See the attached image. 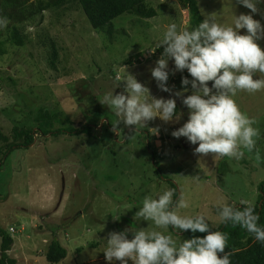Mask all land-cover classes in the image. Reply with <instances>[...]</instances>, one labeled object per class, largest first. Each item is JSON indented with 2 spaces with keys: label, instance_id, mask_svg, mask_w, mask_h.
<instances>
[{
  "label": "rangeland",
  "instance_id": "1",
  "mask_svg": "<svg viewBox=\"0 0 264 264\" xmlns=\"http://www.w3.org/2000/svg\"><path fill=\"white\" fill-rule=\"evenodd\" d=\"M196 1L202 20L213 14L226 26L232 24L235 15L250 12L236 0ZM147 3L155 9V18L122 15L112 21L111 35L93 30L81 11L44 13L41 23L35 18L25 26L30 44L21 49L8 48L6 56L0 57V134L7 136L13 128H32L46 110L54 121L57 119L52 130L79 129L88 124L96 136L85 151H81V139H51L48 135L45 139L50 140L43 141L37 136L29 149H16L7 160L3 159L0 227L5 232L14 230V243L7 256L15 264H48L45 254L53 240L67 252L59 264H108L104 251L110 232L144 228L170 235L168 227L157 230L151 220L135 215L144 198L150 197V179L156 185L150 198H157L170 187L156 181L152 157L177 188L180 195L176 201L182 197L188 203V208L178 209L180 215L202 214L212 226H219V212L224 205H244L241 201L256 205L258 187L264 182V90L238 91L235 97L241 111L257 121L253 127L260 135L254 138L256 145L251 152L242 149L240 160L194 153L198 143L192 145L185 137L171 135L188 119L182 101L192 94L191 85L183 96H175L183 91L181 76L188 75L187 70L172 75L175 65L169 59L170 92L161 91L151 76L162 54L157 50L163 48L156 49V45L169 24L176 23L178 30L188 29V12L175 0ZM258 7L260 12L254 14V19L264 25V4ZM45 36L55 43L56 71L48 66L37 40ZM258 43L264 49V39ZM130 59L134 61L128 66ZM127 73L148 87L154 98H175L180 119L165 122L156 117L137 131L123 121L117 124L122 116L100 101L113 90L114 95H127L123 81ZM98 117L100 120H96ZM102 122L117 124L121 133L109 137L102 127L95 129L94 125L101 126ZM146 133L150 134V151ZM257 153L261 156L259 162ZM132 236L129 232L128 238ZM171 238L177 246L184 240L181 234ZM128 264L133 262L129 260Z\"/></svg>",
  "mask_w": 264,
  "mask_h": 264
},
{
  "label": "clouds",
  "instance_id": "2",
  "mask_svg": "<svg viewBox=\"0 0 264 264\" xmlns=\"http://www.w3.org/2000/svg\"><path fill=\"white\" fill-rule=\"evenodd\" d=\"M236 2L250 12L235 15L232 24L227 26L218 23L213 14L205 16L192 30H178L176 23L169 24L163 39L156 45V49L163 46V53L156 61V67L151 69V76L161 91L170 92L167 85L169 59L175 65L172 75L187 70L188 75L181 76L183 91L176 92L175 96H183L189 91L187 86L191 85L192 94L184 96L182 101L188 109V119L171 133L174 138L185 137L192 145L198 143L194 148L196 154L212 153L240 160L244 156L242 149L251 152L256 145L254 138L260 135L259 129L253 127L257 121L241 111L235 97L238 91L255 93L264 90V49L258 43L264 39V25L254 19V14L260 12L258 5L264 4V0ZM7 24V18L0 17V29ZM241 30H245L243 34ZM123 81L127 95H114L113 90L100 101L118 117L122 116L117 124L123 121L125 126H135L137 131L156 117L165 122L180 119L175 98H154L149 88L130 73ZM208 82H212L211 85ZM256 159L261 160L259 153ZM174 191L166 190L155 199L145 197L135 215L145 221L151 220L159 228L171 226L178 232L190 231L191 238L177 246L170 235L160 231H145L144 228L113 231L109 233L104 251L108 264H114L116 260L120 264H128L129 260L133 264H231V253L225 252L228 235L212 231L205 215L178 214V209L188 208V203L181 197L173 206ZM241 203L248 206L240 210L224 205L219 212L221 220L239 224L254 234L257 241L264 243V227L258 226L259 215L254 206L247 201ZM129 232L133 234L131 239ZM197 232L206 235H195Z\"/></svg>",
  "mask_w": 264,
  "mask_h": 264
},
{
  "label": "trees",
  "instance_id": "3",
  "mask_svg": "<svg viewBox=\"0 0 264 264\" xmlns=\"http://www.w3.org/2000/svg\"><path fill=\"white\" fill-rule=\"evenodd\" d=\"M148 1L149 0H0V17H6L8 20L7 26L0 29V57L6 56L8 48L14 47L21 49L24 48L26 44H30L27 38L28 36L24 34L25 26L29 21H34L35 18L38 24L41 23L44 13L81 11L93 30L104 31L111 35L113 33L112 21L122 15H133L145 20L155 18L157 16L156 11L148 5ZM175 1L188 12V30H192L203 21L196 0ZM37 40L40 47L44 49L48 66L53 71H56L58 54L55 43L47 36L43 38L38 37ZM157 51L163 53V48ZM139 59L140 56L136 57L135 61L138 62ZM133 61L134 59L128 60L126 65L131 66ZM7 79L14 85V81L11 78L7 77ZM112 79L116 78L112 77ZM0 80L2 81L1 77ZM40 115L41 116L36 119L35 125H33L32 128H21L19 130L13 128L7 136L0 134V165H2L3 159L7 160L14 150L29 149L33 143H35L37 136L43 138V141L50 140L45 139L48 135H50L51 139L64 136L78 140L81 139L83 140V143L80 142V145H82L81 151H85L86 146L91 141L96 140V136L92 134V128L88 124L79 129L66 127L52 130V123L57 119L54 121L55 118H52L46 110ZM96 120H100V117ZM58 122H60V120H58ZM98 126V124L95 125V127ZM102 129L107 131L110 137L113 135L111 130L114 129V125L110 122H106V124H102ZM116 129L119 130L117 127ZM82 136H84V139L79 138ZM146 140L148 141L147 149L149 150V146L151 145L150 134L146 136ZM145 144L146 143H144V147ZM152 161L157 175L156 181L168 183L170 185L169 189L175 190L173 195L174 206L178 198L177 188L170 179L162 174L153 157ZM155 186L153 180L150 179L147 183V187H149L147 193H150V197L153 195V188H155ZM258 193L259 195L254 209L255 213L259 215L258 226L264 227V182L259 185ZM244 207L246 206H238L235 208L243 210ZM210 227L212 231H221L228 235V243L225 252L231 253V264H264V243L257 241L254 234L249 233L239 224L234 225L231 221H222L219 226H212V224H210ZM155 229L159 230L160 228L155 226ZM168 229L171 236H179L181 234L184 239H188L193 235L190 231L178 232V230H174L171 226H168ZM195 235L204 236L206 234L197 232ZM11 237L12 235L10 232H5V230L0 227V264L16 263L7 256V252L10 251L14 243ZM66 256V250L57 240H53L45 254V259L49 264H59L65 260Z\"/></svg>",
  "mask_w": 264,
  "mask_h": 264
},
{
  "label": "flooded vegetation",
  "instance_id": "4",
  "mask_svg": "<svg viewBox=\"0 0 264 264\" xmlns=\"http://www.w3.org/2000/svg\"><path fill=\"white\" fill-rule=\"evenodd\" d=\"M104 121V120H103ZM102 124H103V122H102ZM94 127H95V125H94ZM102 127V125L101 126H98V127H95V129H99V128H101ZM96 132H98V131H96ZM111 132H113V134H115V132H117V133H121L119 130H116V131H113V130H111ZM112 137H113V135H112ZM114 139V138H113ZM148 151H150V150H148ZM146 152H147V150H146ZM151 155H153V154H151Z\"/></svg>",
  "mask_w": 264,
  "mask_h": 264
},
{
  "label": "built area",
  "instance_id": "5",
  "mask_svg": "<svg viewBox=\"0 0 264 264\" xmlns=\"http://www.w3.org/2000/svg\"><path fill=\"white\" fill-rule=\"evenodd\" d=\"M13 232H14V230H13V229H11V230H10V233H13Z\"/></svg>",
  "mask_w": 264,
  "mask_h": 264
}]
</instances>
